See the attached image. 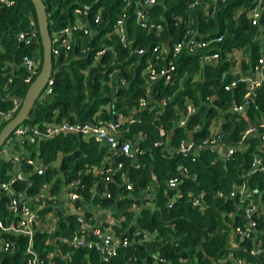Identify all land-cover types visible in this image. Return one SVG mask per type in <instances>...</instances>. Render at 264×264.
I'll return each instance as SVG.
<instances>
[{"label": "trees", "instance_id": "1", "mask_svg": "<svg viewBox=\"0 0 264 264\" xmlns=\"http://www.w3.org/2000/svg\"><path fill=\"white\" fill-rule=\"evenodd\" d=\"M12 1L13 6H0V112L10 107L4 94L22 98L26 90L22 82L25 72L20 67L22 57L35 56L37 49L38 60L41 58L37 32L29 46H23L15 39L18 32L30 28L37 30L30 1ZM133 1L138 8V3L144 0ZM190 1L154 0L153 5L140 7L151 29L135 23V7L131 5L126 9V45H122L114 34V24L124 8L123 0H42L49 36L71 24L72 11L81 5L87 8L83 21L92 30V35L87 37L81 30L73 31L74 44L71 50L67 53L60 51L58 57L52 59L50 93L37 99L23 123L37 125L40 130L47 124L63 121L93 123L98 120L111 121L118 114L126 117L137 110L139 100L145 98L146 83L141 72L145 60L150 57L151 48L163 45L169 52L172 45L188 31L196 32L201 38L221 37V42L214 44L211 50L218 53L215 65L200 67L197 55L182 52L173 60L172 83L163 84L159 81L151 85L148 109L133 114L136 123L121 128V141H131L140 151L133 161L119 155L113 159V165L102 164L104 148L74 134L39 139L33 145H21L27 156L39 157L48 167L38 176L31 173V166L22 161L20 169L26 176V182L13 183L14 191L32 197L42 185H48L49 195L55 196L61 185L78 181L75 192L79 198L92 206L109 210L113 218L120 217L121 220L112 226L113 235L128 241L127 246L117 249L115 256L102 262L93 250L73 248L59 242V239L69 237L78 228V217H61L55 212V231L49 234L36 231L34 234V249L40 257L51 253L53 264H153L152 257L156 258L157 264H161L159 261L180 264V260H188L190 264H236V261L242 264H264V254L257 257L249 255L254 243L264 246V153L259 151V137L248 139L244 150H236L227 161L204 150L191 162L188 157L170 155L164 145H153L162 140L159 128L167 134V142L172 148H176L187 135L195 143L208 137V125L212 119L217 121L233 104H242L243 83H238L232 91L226 92L223 85L231 77L228 76L224 82L219 80L221 73L230 68L227 53L242 49L248 55L250 64H255L262 56L258 35L260 28L264 29V15L257 27L250 26L245 17V11L254 5V0L218 2L214 9H208V15L204 14L201 5L189 9ZM99 8L100 21L95 24L93 19ZM29 17L32 18L33 27H30ZM103 48H107L106 52L95 61L96 53ZM137 49L144 50V55L135 56L132 51ZM12 67L15 68L13 72ZM85 70L86 76L82 75ZM195 74H198L197 79H193ZM111 77L113 84L110 89L107 82ZM7 79L11 80L10 84L3 89ZM120 82L124 86H120ZM116 87L118 90L112 102L109 92ZM210 98L211 101L208 100ZM186 102L196 108L200 102L203 105L188 118L184 128H178L175 121L178 115L183 114ZM207 103L209 107L205 108ZM105 104L111 105L107 113L100 110ZM245 110L250 123L257 124L259 133H264V127L259 124H264V87L259 90L254 101L247 103ZM98 111L100 113L96 117ZM4 124L0 125V129ZM245 126L246 123L237 115L229 116L226 121L223 119L219 133L224 143L235 145ZM138 136L142 138L140 141L135 140ZM58 154L61 158L54 167L51 164ZM258 156L259 164L254 166L252 161ZM118 164L119 169L116 168ZM178 166L187 169L191 179L183 180L178 187L181 198L167 206L168 198L175 192L168 190L165 182L175 175ZM7 169H11L10 163L0 159V182L8 179L5 175ZM106 169L111 170L107 183L111 197L102 199L98 193L102 191ZM121 175L132 186L129 196L122 187ZM147 185L153 186L150 199L155 207L132 211V203L140 207L145 202V198L141 200V192ZM232 185H242L259 193V196L252 195L255 207L249 218L255 222V231L263 230L260 237L251 234L248 239H240L234 234L235 228L245 225L246 218L245 205L227 198ZM92 188L96 189L94 195L91 194ZM199 192L204 193V207H191L187 195ZM218 192L224 198L217 197ZM257 200L261 201L262 207L256 205ZM7 202L6 195L0 192V221L4 224L10 219L4 207ZM54 203L55 199L47 201L48 207L37 211L39 219L52 212ZM85 219L91 222L87 213ZM153 231L156 235L152 240L142 239V232ZM0 238L15 243L12 252H0V264H24L25 238L1 231ZM231 241L236 244L232 250L229 249ZM199 246L202 252L197 250ZM55 248L59 249L60 256L54 254ZM66 255L67 259H62ZM228 256L231 258L228 259Z\"/></svg>", "mask_w": 264, "mask_h": 264}, {"label": "built area", "instance_id": "2", "mask_svg": "<svg viewBox=\"0 0 264 264\" xmlns=\"http://www.w3.org/2000/svg\"><path fill=\"white\" fill-rule=\"evenodd\" d=\"M225 0H191L188 8L193 9L196 6H203L204 14L208 15V9H214L218 2H224ZM124 8L120 17L115 21L114 24V34L118 37L119 42L122 45H126V34H125V20L126 12L131 5L134 8V21L136 24L142 28H152L148 24L145 14L142 12L140 7H148L154 4V0H144L138 3V8L133 0H123ZM14 2L12 0H0V6L10 7L13 6ZM86 7L84 5L72 11L73 18L78 23H71L68 26L52 32L50 35L51 41V57L57 58L59 52L67 53L71 50L74 44L73 31L81 30L84 36L90 37L92 35V30L87 27L88 24L84 22V17L86 15ZM101 9H97L93 23L98 24L100 21ZM264 15V0H254V5L245 11V17L252 27H257L259 24V19ZM259 28V27H258ZM159 29V28H158ZM157 29V30H158ZM16 41L23 46H29L35 39V32L33 29H29L25 32H18L15 36ZM259 44L262 49V56L257 59L255 64L246 63L247 73L244 78L240 77L238 71L235 70L234 65H240V61L237 62L239 57V52L237 50H231L226 55L227 61L230 63V68L228 71L221 73L219 80L224 82L229 76L230 80L224 83L223 90L226 92L232 91L238 83H243V93H242V104H233L230 108V113L232 115H237L243 119L246 123L244 130L240 133L238 141L235 145H227L224 143L223 138L219 131H214L209 134L208 137L201 140L199 143L193 142L192 138L188 140H181L176 148L169 147L167 142V134L162 128H159L158 133L162 138L160 142H156L154 146L164 145L169 150V154L181 155L182 157H188L191 162H193L204 150L215 154L217 157L224 160H228L236 150H244L246 147V141L251 139L253 136L259 137L260 153H264V133H259L255 123H250L246 116L245 107L248 102L255 100L257 93L261 88L264 87V29L259 30ZM221 42V37L212 38H201L198 37L196 32L188 31L185 33L180 41L174 43L171 50L164 52L161 45L154 46L150 50V57L145 60L143 65V77L145 79V98H141L137 104V110L140 112L144 109H148V100L151 92V85L156 82H163V84H171L174 77V65L173 60L182 52L191 55H197L199 66H210L215 65L218 61V53L216 51L211 52L213 45ZM107 48H103L98 51L95 55V61L99 56L106 52ZM132 53L136 56H143L145 51L142 49L133 50ZM167 54L169 57L167 58ZM165 55V56H164ZM246 61V59H245ZM21 67L24 69L25 76L23 77V84L27 87L37 74V65L32 58L23 56L21 59ZM198 74L193 76V79H197ZM10 83V79L6 81L3 85V89L7 87ZM52 85V79L49 78L46 86L43 89L42 95H48L50 93V86ZM4 99L9 100L10 107L5 112H0V125L6 122L15 112L18 110L21 98H16L8 96V94L3 95ZM2 97V98H3ZM10 98V99H9ZM212 100V98L208 99ZM163 104V103H162ZM195 108L186 102L183 114L179 113L175 125L178 128H184L185 123L189 117L195 112ZM137 119L130 115L129 117H118L115 121H96L93 123L87 122H67L63 121L61 123H55L50 126H46L44 129L40 130L37 125H27L21 124L17 126L8 138L5 140L3 146L0 148V159L4 160L11 165V169L6 171L5 175L8 177L6 181L0 182V192L6 195L8 202L5 204V209L10 216V219L5 224L0 221V231L7 233L9 235L21 236L25 238L24 246V264H53L52 255L47 254L45 257H40L34 249L33 238L36 231H49L50 227L47 225L46 220L39 219L37 215V210L33 206L38 204L40 201L38 193L35 196L27 197L22 192H16L12 189V184L15 182H26V176L23 174L21 168V162L24 161L26 165L31 166L33 174L38 176L42 175L45 169L48 167L43 164L40 158L32 159L24 154H13V149L16 145L20 146L23 144L33 145L39 139H51L59 135L74 134L79 135L81 138L86 140H92L99 146H104L109 151V159L105 163L106 165H113L114 158L119 155L126 156L132 161L135 156L140 153L138 146L129 142H122L123 133L121 128L126 125H132L136 123ZM213 122V119L211 120ZM260 126L264 127V124L260 123ZM139 139V140H138ZM142 138L137 137L135 140L140 141ZM3 149L8 152L7 157L3 155ZM12 151V152H11ZM11 154V155H10ZM260 157H254L252 164L257 166L259 164ZM117 169L120 168V164L116 166ZM111 170L106 169L104 171L105 177L102 182V191H100L99 197L102 199H109L111 197V192L107 188V183L110 181ZM122 187L130 195L131 185L125 180V176L121 175ZM191 179L187 169L182 166H178L175 175L165 182V187L168 190H174V194L168 198L167 206H171L176 200L181 198V194L178 191V187L183 183L184 179ZM151 181L154 182V178L151 177ZM79 185L78 181H72L65 184L62 194L65 193L66 199L68 201L75 203L80 201L79 195L75 192L76 187ZM48 188V185H42L40 192ZM153 186L147 185L141 192V200L145 198V202L141 203L140 207L135 203L130 205V209L134 212H138L140 209H153V204L151 203V194ZM48 190V189H47ZM39 192V193H40ZM96 189H94V194ZM256 190H248L242 185H232L230 191L228 192L227 198L235 199L237 204L245 205V218L246 223L242 228H235L234 234L240 239H248L251 234L257 235L259 232L255 231V222L252 221L249 216L250 212L254 210V202L252 200V195L257 194ZM217 197L224 198L222 193H217ZM188 201L191 207L203 208L204 207V193L199 192L196 195L188 194ZM45 205L42 203L38 210H41ZM155 207V206H154ZM107 216L105 220L100 221L97 224H87L83 218H78V228L69 236L59 239V242L63 245L73 247V248H84L87 250L95 251L102 262H106L111 257L115 256L116 251L119 247H125L128 245L126 239H119L113 235L112 226L115 223L109 212H106ZM264 219V217H262ZM53 230V229H51ZM138 233V232H136ZM156 235V232L151 233L142 232L143 240H152ZM15 243L0 238V252L7 253L12 252L15 248ZM236 244L231 241L229 243V249H235ZM264 254V246L261 247L260 244L254 243L253 247L249 250V255L252 257H257L258 255ZM66 255L64 259H67ZM154 260L153 264L156 263V258L152 257ZM231 258L228 256V259ZM161 264H168L159 261ZM180 264H190L188 260H180ZM213 264V263H204ZM236 264H242L236 261Z\"/></svg>", "mask_w": 264, "mask_h": 264}, {"label": "crops", "instance_id": "3", "mask_svg": "<svg viewBox=\"0 0 264 264\" xmlns=\"http://www.w3.org/2000/svg\"><path fill=\"white\" fill-rule=\"evenodd\" d=\"M78 22L79 21H76L73 18L72 23H78ZM29 24H30V27L33 25V21H32V18L31 17H29ZM161 46L163 48V51L166 52L167 51V47L166 46H163V45H161ZM235 50H237L239 52V57L237 58V62L240 61V59L242 61H241L240 65H236L237 63H235L234 68H235L236 71H238L239 76L242 77V78H244L246 76V74H247L245 72V70L247 68L245 62H248V55L242 49H235ZM0 52H2L1 45H0ZM38 56H39V52L36 49L35 50V56L33 54L31 58L32 59L34 58L37 61L38 60ZM245 59H246V61H245ZM20 67H21V65H20ZM4 69H5V67H4ZM13 70H15V68L12 67L11 68V72H13ZM82 75L86 76L87 75V71L86 70L83 71L82 72ZM141 77L144 78L142 72H141ZM111 84H113L112 77L109 78V81L107 82V85H108V87L110 89H111ZM120 86H124L123 82H120ZM181 86H182V83L180 84V88H181ZM117 90H118V88L116 87V88H114V90L112 92H109L111 94L110 99L112 98V102L114 101V94L117 92ZM12 97H16V96H11L10 98H12ZM16 98H18V97H16ZM209 101H211V100H209ZM202 105L203 104L200 102V105L197 108L194 107L195 110L198 112V110L200 109V107H202ZM207 107H209L208 103L205 105V108H207ZM100 110L103 111V112H105V113H107V112H109V110H111V105L110 104H105V105H103L100 108ZM130 112L131 111H129L128 114ZM99 113H100V111H98V113L96 114V117L99 115ZM133 113L134 112L132 111L129 115L127 114L128 116H126V117H129L130 115H133ZM120 116L121 117H124L122 114H118L117 116H114L113 120L115 118L117 119ZM221 116L222 117L221 118H218L217 121L216 120H213V122L212 121L209 122V125H208L209 126L208 127V133L209 134H212L214 131H219L220 130V123L223 121V119L225 121H226V119L228 120L229 116H232V114L230 113V110H228V112L221 114ZM113 120H111V121H113ZM53 124H55V123L47 124L46 126H50V125H53ZM189 138H190V135H187L186 136V139H184V140H188ZM16 146H18V145H16ZM15 147L13 149V152L11 151L13 154H25L27 156V153L24 152V150L21 148V145L18 146L17 149H15ZM102 147L104 148V151H105L104 156L102 157V159H103V163L102 164H105L108 161V159H109L108 156L110 154H109V151L104 146H102ZM2 151H3V155L7 157L8 152L5 149H3ZM30 158L36 159V158H39V157H35L34 156V157H30ZM60 158H61V155L58 154L56 156V160L51 165L54 166V167H56L58 165V162H59V159ZM6 171H9V169H7ZM64 185L65 184H63V185L60 186L59 191H58V194L55 195V196H50L49 195V192H48L49 190H47L49 187L46 190L41 191V192L39 190L40 193L38 192V194H39L38 197H40V201H37L36 202L38 204V206L37 205L33 206V208H35V210H37V211H39L38 209H39V207L41 206L42 203L45 205L43 208H47L48 205H46V202L47 201H50V200H53L54 201V199H55L54 205L52 204V209H53L52 212H49V213L45 214V216L42 218L43 221L46 220L47 225L50 227V230L49 231H45L46 233L49 234V233L53 232V230L55 231V225H56V215H55V212H57L58 215H60L61 217H67L69 215H76L78 218H83V219H84V215L87 213V217H88V219H90L91 222H87L86 219H85V222L87 224H89V225L92 224V223L99 225V222L102 221V219H103V221L105 220V218L107 216L106 215L107 214L106 212H108L109 210H102L100 207H98V206H92L89 203L83 202L81 199H80V201L78 200L75 203H72V202L68 201V199L64 198L65 197V193L62 194V192H61L63 190ZM92 193H94V188L91 189V194ZM256 195L259 196V193H257ZM256 205H259L260 207L263 206V204H261V201L258 202V200L256 201ZM118 219H120V217L119 218H113L114 222H118ZM51 229H53V230H51ZM263 230L261 232H259L256 236L257 237H260L263 234ZM49 254H51V253H49ZM54 254L60 256L59 249L55 248L54 249ZM62 259H64V258H62Z\"/></svg>", "mask_w": 264, "mask_h": 264}, {"label": "water", "instance_id": "4", "mask_svg": "<svg viewBox=\"0 0 264 264\" xmlns=\"http://www.w3.org/2000/svg\"><path fill=\"white\" fill-rule=\"evenodd\" d=\"M34 11L36 28L34 32L38 34L39 45L41 48V58L34 60L39 70L32 80V82L26 87L23 97L20 100L18 110L12 115L0 129V148L3 146L5 140L11 134V132L19 125L23 124L28 115L34 107L37 99L42 95L43 89L47 84V81L51 77L52 73V57H51V41L47 30V20L42 0H29ZM116 118L114 119V121ZM197 250L202 252V247L199 246Z\"/></svg>", "mask_w": 264, "mask_h": 264}]
</instances>
